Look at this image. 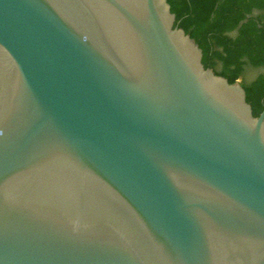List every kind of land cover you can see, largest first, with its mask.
<instances>
[{
    "label": "water",
    "instance_id": "1",
    "mask_svg": "<svg viewBox=\"0 0 264 264\" xmlns=\"http://www.w3.org/2000/svg\"><path fill=\"white\" fill-rule=\"evenodd\" d=\"M168 0H0V264H264V110Z\"/></svg>",
    "mask_w": 264,
    "mask_h": 264
},
{
    "label": "trees",
    "instance_id": "2",
    "mask_svg": "<svg viewBox=\"0 0 264 264\" xmlns=\"http://www.w3.org/2000/svg\"><path fill=\"white\" fill-rule=\"evenodd\" d=\"M176 24L203 49V64L231 84L241 81L254 116L264 110V0H168Z\"/></svg>",
    "mask_w": 264,
    "mask_h": 264
},
{
    "label": "rangeland",
    "instance_id": "3",
    "mask_svg": "<svg viewBox=\"0 0 264 264\" xmlns=\"http://www.w3.org/2000/svg\"><path fill=\"white\" fill-rule=\"evenodd\" d=\"M264 73V68L259 69V70H248V73L246 74V79L248 81L253 80L257 75ZM239 83L241 81H238Z\"/></svg>",
    "mask_w": 264,
    "mask_h": 264
}]
</instances>
